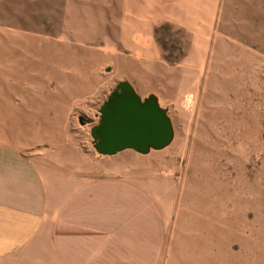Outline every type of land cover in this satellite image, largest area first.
Here are the masks:
<instances>
[{"label":"rangeland","instance_id":"374dc122","mask_svg":"<svg viewBox=\"0 0 264 264\" xmlns=\"http://www.w3.org/2000/svg\"><path fill=\"white\" fill-rule=\"evenodd\" d=\"M39 5L42 14H28L22 24L9 15L10 23L40 34V64L31 67L39 81L19 87L0 83V106L53 112L2 116L10 136L24 144L25 156L38 153H29L32 146L64 155L75 148L89 156L90 170L106 186L136 182L138 204L172 203L168 220L155 210L138 211L137 249L143 262L264 264V0H218L220 14L197 75L184 66L190 33L165 20L158 23L155 39L164 59L172 61L166 60L174 66L180 90H164L163 65L135 83L153 88L161 106L169 102L161 95L168 96L175 137L164 150L148 155L126 150L115 158L97 153L91 129L119 81L111 67L99 65L106 59L96 51L66 50L60 40L62 14H49L52 3ZM29 69L22 70L26 79L32 78ZM81 117L89 122L82 125ZM19 118L25 121L20 130Z\"/></svg>","mask_w":264,"mask_h":264},{"label":"crops","instance_id":"0c3cea01","mask_svg":"<svg viewBox=\"0 0 264 264\" xmlns=\"http://www.w3.org/2000/svg\"><path fill=\"white\" fill-rule=\"evenodd\" d=\"M42 2L54 4L49 14L63 16L60 40L66 50L96 51L106 59L99 65L111 67L108 71L119 83L128 81L141 96L144 91L159 98L153 88L135 83L156 75L153 68L163 65L164 90L172 86L180 90L154 28L165 20L190 33L184 66L197 75L205 65L220 14L218 0H62L59 4L57 0H0V83L19 87L22 82L39 81L38 71L31 67L40 64V34L10 23L9 15L15 14L21 23L28 14H42ZM25 67L32 78H24ZM161 96L170 102L168 96ZM43 111L53 114L51 108L0 106V264H153L152 258L144 262L138 258V211L146 215L155 210L168 220L173 204H138L136 182L106 186L90 170L89 156L75 148L64 155L42 153L32 146L29 153H38L26 157L24 144L10 136L2 116H39ZM24 124L19 118L18 130Z\"/></svg>","mask_w":264,"mask_h":264},{"label":"water","instance_id":"95a60500","mask_svg":"<svg viewBox=\"0 0 264 264\" xmlns=\"http://www.w3.org/2000/svg\"><path fill=\"white\" fill-rule=\"evenodd\" d=\"M85 125L89 121L81 117ZM93 145L102 156H115L126 150L141 155L169 147L175 137L173 121L159 98H143L128 81L110 93L100 109L99 123L91 129Z\"/></svg>","mask_w":264,"mask_h":264},{"label":"trees","instance_id":"16d2710c","mask_svg":"<svg viewBox=\"0 0 264 264\" xmlns=\"http://www.w3.org/2000/svg\"><path fill=\"white\" fill-rule=\"evenodd\" d=\"M157 33H158V30H157ZM167 61H170V62H172L171 60H169V59H166Z\"/></svg>","mask_w":264,"mask_h":264}]
</instances>
